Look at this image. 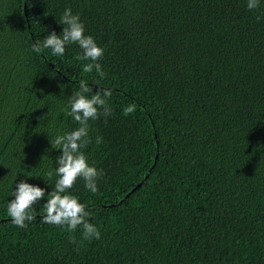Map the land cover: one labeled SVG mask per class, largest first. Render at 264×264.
Segmentation results:
<instances>
[{"label":"trees","instance_id":"16d2710c","mask_svg":"<svg viewBox=\"0 0 264 264\" xmlns=\"http://www.w3.org/2000/svg\"><path fill=\"white\" fill-rule=\"evenodd\" d=\"M66 8L103 77L77 44L33 51ZM81 80L112 90L82 150L98 191L69 190L98 240L44 220ZM20 181L45 189L24 228L7 212ZM0 264H264V0H0Z\"/></svg>","mask_w":264,"mask_h":264},{"label":"clouds","instance_id":"9594fccd","mask_svg":"<svg viewBox=\"0 0 264 264\" xmlns=\"http://www.w3.org/2000/svg\"><path fill=\"white\" fill-rule=\"evenodd\" d=\"M259 4L260 0H247L249 10L258 8ZM60 24L65 25L62 32L57 35L55 31H52L43 42H34L33 51L43 53L45 49H50L52 55L63 56L67 45L77 44L82 50V54L78 55L77 59L91 61L83 65V71L91 73L95 69L103 77L105 73L98 61L103 57L104 49L98 46L91 35L85 34V27L79 15L73 14L70 8H66L60 18ZM79 88L80 90L70 98V110L65 109L66 115L72 117L79 126L71 132L56 136L53 141L55 149L61 150V155L56 159L55 175L58 179L55 182V188L47 193L49 198L44 204L46 213L44 220L56 226H66L69 232L75 231L82 225L84 239L98 240L101 235L98 228L89 223L92 213L77 196L70 194L69 190L78 179H82L88 190L92 193L98 191L97 181L102 176L103 170H98L94 164L90 165L88 156L82 150L92 143L89 136V121L112 115V108L108 103L112 90L93 91V88L84 80L79 82ZM136 109L137 105L131 103L124 108V114L130 115ZM102 142L101 136L95 138L97 145ZM48 175L51 177L53 173L49 172ZM12 195L14 198L7 206L8 215L14 225L24 228L27 226L26 222L35 219L33 205L38 204L45 197V189L20 181L16 184Z\"/></svg>","mask_w":264,"mask_h":264},{"label":"water","instance_id":"95a60500","mask_svg":"<svg viewBox=\"0 0 264 264\" xmlns=\"http://www.w3.org/2000/svg\"><path fill=\"white\" fill-rule=\"evenodd\" d=\"M139 185V184H138ZM138 185H136V187L135 188H137L138 187ZM134 190V189H133Z\"/></svg>","mask_w":264,"mask_h":264}]
</instances>
